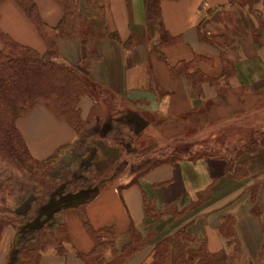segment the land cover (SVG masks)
I'll list each match as a JSON object with an SVG mask.
<instances>
[{"label": "crops", "instance_id": "0c3cea01", "mask_svg": "<svg viewBox=\"0 0 264 264\" xmlns=\"http://www.w3.org/2000/svg\"><path fill=\"white\" fill-rule=\"evenodd\" d=\"M32 1L44 24H59L63 12L55 0ZM76 1L78 29H88L99 56L87 74L143 122L134 142L138 157L82 212L94 230L111 229L115 252L107 250L106 260L138 232L143 247L119 264H149L161 240L185 229L203 241L215 264H264V145L250 144L264 132L263 1L242 13L229 0H161L159 23L147 20L146 0ZM0 33L39 54L47 51L15 0L0 5ZM200 33L226 41L229 74L223 75L221 50L202 41ZM56 50L58 62L79 67L84 51L77 35L58 39ZM93 104L88 97L79 99L83 120ZM17 128L37 160L77 139L68 122L41 104L19 118ZM211 147L218 153L233 150V159L208 155ZM158 149L186 156L147 165ZM146 204L161 215L148 218ZM176 212L183 213L174 217ZM81 215L76 209L64 212L65 253L46 249L40 264L93 259L94 242ZM2 236L0 264L14 231L6 227ZM178 253L172 242L168 264H176Z\"/></svg>", "mask_w": 264, "mask_h": 264}, {"label": "trees", "instance_id": "16d2710c", "mask_svg": "<svg viewBox=\"0 0 264 264\" xmlns=\"http://www.w3.org/2000/svg\"><path fill=\"white\" fill-rule=\"evenodd\" d=\"M4 1L0 0V5ZM15 1L36 26L46 43L47 51L39 54L0 33L3 43L0 49V172L6 168L17 170L22 172L24 177L26 175L29 177L27 180L29 186L39 187L36 191L34 187L26 186V178L20 180L18 175L8 177L0 183L2 213L8 214L6 199L11 196H13L11 200L20 204L21 201H28L26 213L17 223L11 224L14 236L3 264H40L42 253L49 248L55 249L58 254L65 253L64 212L68 209L81 212L84 226L94 242L91 253L93 259L87 264H119L122 259L143 247L144 243L140 240L138 232H133L130 243L116 254L113 260L107 261L105 252L109 249L115 250L111 229L94 230L82 212L102 188L124 170L123 167L128 165L130 157H138L134 142L143 122L135 112L121 109L122 104L118 99L87 74L90 62L98 60L99 56L92 49V36L88 29L85 27L82 30L78 29L76 0H55L63 12L56 27L47 26L41 21L32 0ZM160 1L146 0L148 21L160 22ZM229 1L233 6L236 0ZM76 35L84 51L78 68L58 62L56 50L58 39ZM213 38L214 40L209 35L200 33L202 41L221 50L224 57L223 75H227L233 66L225 58L224 51L228 44L222 36ZM81 97H88L94 101L90 117L86 120L80 117L78 109ZM37 104L43 105L56 117L68 122L77 135L74 143L58 148L44 160H37L31 156L16 126V120L26 115ZM257 141L264 145V132L258 133ZM96 142L115 150L117 157L113 161L109 160L101 147L95 145ZM75 151H78V154L74 165L69 166L61 174H53L54 177L39 176L40 165L49 164L52 166L50 171L52 172L58 163L63 162L70 154H75ZM215 151V148L211 147L208 155L220 156L229 161L235 154L233 150L226 148L219 153ZM158 152L155 157L147 158V165L163 162L168 156L175 158L186 156L176 152L165 154L160 149ZM145 210L150 219L161 215L160 211L150 204H146ZM182 213L176 212L174 217ZM60 216L62 219L59 220ZM4 228L6 225L0 220V238ZM104 235H109L110 238ZM172 242H175L180 250L176 264H215L213 258L204 252L203 241L185 229L176 233L173 239L161 240L156 245L149 264H168L169 247Z\"/></svg>", "mask_w": 264, "mask_h": 264}, {"label": "rangeland", "instance_id": "374dc122", "mask_svg": "<svg viewBox=\"0 0 264 264\" xmlns=\"http://www.w3.org/2000/svg\"><path fill=\"white\" fill-rule=\"evenodd\" d=\"M259 1H263L264 0H236L235 1V4L237 6V9L242 12V13H245L246 10H248V7L249 9H252L253 6L255 4H257ZM263 7H264V3H263ZM236 10V9H235ZM236 12V11H235ZM21 118V117H20ZM16 126H17V120H16ZM108 140V139H107ZM256 141L257 142V138H254V139H250V144L252 142ZM109 143V140L107 141ZM95 144V143H94ZM97 146L101 147L102 151L105 153V155L108 157L109 160L113 161L114 158L117 157V153L115 150L111 149V148H108L104 145H102L100 142H96ZM75 154H70L63 162L61 163H58L57 164V167L52 171L50 172L52 169L49 164H42L40 165L41 167H39L38 171L41 173L39 174V176H45V175H48L50 177H54L53 174L55 175H58V174H61L63 171H65L69 166L71 165H74L76 163V160H77V154H78V151H75L74 152ZM134 158L133 157H130L129 160H128V164H130L131 162H133ZM104 163H102L103 165ZM126 165L123 167V169H125ZM20 176V180H22V178H26V186L28 184L27 180H28V176L26 175V177L23 176V173L22 172H17V170H14V169H11V168H6V169H1V172H0V183L5 181L6 178L8 177H14V176ZM38 176V173H37V178L39 177ZM119 178H115L113 180H110V182H116L118 181ZM109 183V182H108ZM34 185V184H33ZM29 187H34V189L37 191L39 189V187L37 186H29ZM13 192V190H11ZM18 197V196H16ZM20 197V196H19ZM13 198V196L7 198V203H8V214H4L1 212V205L3 206L2 203H0V220L4 222V224L6 225V227H11L12 231H13V228L11 226V224L14 222L17 223V221H19L21 219V216L23 214L26 213L27 211V207H28V201L27 202H22L21 201V204L19 202H14L13 200L11 199ZM27 199V197H26ZM62 219V216L59 217V220ZM3 235V231L1 233V238H0V243L2 241V236ZM138 235L140 236V240L142 241L143 240V243H144V236H142L140 233H138ZM5 245V244H3ZM9 251V248L7 249L6 253H8ZM179 253H180V250H179ZM178 253V254H179ZM178 257V256H177ZM5 258H6V255H5ZM5 262V261H4ZM224 264H230L228 262L224 263Z\"/></svg>", "mask_w": 264, "mask_h": 264}, {"label": "bare ground", "instance_id": "6f19581e", "mask_svg": "<svg viewBox=\"0 0 264 264\" xmlns=\"http://www.w3.org/2000/svg\"><path fill=\"white\" fill-rule=\"evenodd\" d=\"M173 22L175 23V26H177L178 23L180 22V20H179V16H178V17L176 18V20H174Z\"/></svg>", "mask_w": 264, "mask_h": 264}]
</instances>
